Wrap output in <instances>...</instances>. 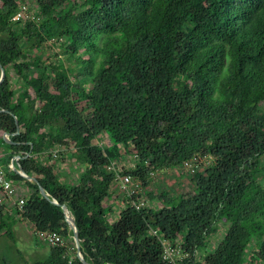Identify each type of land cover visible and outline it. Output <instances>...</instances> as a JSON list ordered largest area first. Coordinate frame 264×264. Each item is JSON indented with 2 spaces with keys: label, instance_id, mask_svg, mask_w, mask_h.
<instances>
[{
  "label": "trees",
  "instance_id": "16d2710c",
  "mask_svg": "<svg viewBox=\"0 0 264 264\" xmlns=\"http://www.w3.org/2000/svg\"><path fill=\"white\" fill-rule=\"evenodd\" d=\"M22 5L0 0V133L18 144L0 140L74 211L86 261L264 264V0H37L15 21ZM68 155L73 184L57 169ZM5 169L25 202L0 205V235L22 222L48 247L24 264H83L63 211ZM168 169L194 176L185 193L139 194Z\"/></svg>",
  "mask_w": 264,
  "mask_h": 264
},
{
  "label": "rangeland",
  "instance_id": "374dc122",
  "mask_svg": "<svg viewBox=\"0 0 264 264\" xmlns=\"http://www.w3.org/2000/svg\"><path fill=\"white\" fill-rule=\"evenodd\" d=\"M18 1L28 7V12L30 13V15H32L38 10L37 0ZM53 49H55L53 51L59 52V49ZM2 135L3 134L0 133V136ZM103 142L107 141L105 140ZM6 150L7 147L4 146V143L2 142V140H0V154H4ZM118 164L121 169H128V167L134 164V159H121ZM188 174V172L184 173V171H182L181 169H168L165 171L156 172L153 176H151L152 179L149 181V189L146 190L144 188H140L139 194H142V197H145L146 192L150 191H153L155 193H161L164 191L171 196H176L178 193H185L188 190L191 179L194 178V176ZM14 184L17 186L18 189H23L25 186V182H14ZM115 192L116 193L114 194V198L111 200L113 204H117L119 202V195L124 196V193L121 189H116ZM12 206H14V203ZM116 206H118V204ZM117 215L118 214L115 211L112 217L115 219ZM223 232L224 229L220 230V232L214 236V241H220L223 237ZM36 241L37 240L33 238V232L30 226H28L27 224H21L20 222L14 224L11 236L7 234L0 235V256L2 258L8 259L11 264H24L25 261L34 262L37 260H42L47 256V253L46 251L42 250L41 247L39 248L37 245H35Z\"/></svg>",
  "mask_w": 264,
  "mask_h": 264
},
{
  "label": "built area",
  "instance_id": "2783aa9c",
  "mask_svg": "<svg viewBox=\"0 0 264 264\" xmlns=\"http://www.w3.org/2000/svg\"><path fill=\"white\" fill-rule=\"evenodd\" d=\"M29 16L30 15L28 14V7L26 5H22L20 13L14 18V20H24L27 19ZM196 166L197 163L195 162V160L188 161L185 163V167L190 170ZM109 170L117 174V178L120 181V188L125 191L127 196H132L137 193V187L134 188V182L131 175H122L120 173V168L116 163L112 164L109 167ZM17 195V188L14 186L9 172L2 166L0 157V205H11L13 203L16 204L15 201L18 200L19 206L22 207L24 205L25 200L22 198L18 199ZM144 205V202L134 203V206L137 209H141L142 207H144ZM41 239H43L48 245H57L65 243L64 238L58 234H41ZM168 249H165V253L167 255V258H170L172 256V252H170Z\"/></svg>",
  "mask_w": 264,
  "mask_h": 264
},
{
  "label": "water",
  "instance_id": "95a60500",
  "mask_svg": "<svg viewBox=\"0 0 264 264\" xmlns=\"http://www.w3.org/2000/svg\"><path fill=\"white\" fill-rule=\"evenodd\" d=\"M0 71H1V76H0V87L2 86V84L4 83V80H5V71H4V67L2 66V64L0 63ZM6 113H8V111H4ZM16 124H17V128H18V131L16 134L19 133L20 131V125H19V122H18V119L16 118ZM14 136V134H10V133H5L4 134V140L11 144V145H16L18 143H15V142H12L11 141V138ZM17 160H20L21 157L20 156H17L16 157ZM13 169L11 170V172L13 174H16V175H19L21 176L22 178L24 179H27L33 183H37L38 186H39V189H40V192L54 205H56L57 207H59L61 209V211H63V213L65 214V217L67 219V213H71L72 214V220L69 221L67 219V222L69 224V226L71 227L72 231H73V237H74V241H75V248H77L78 250V259L83 263V264H89L86 259H85V256H84V251L83 249L81 248V240H80V237H79V229H78V224H77V218H76V214L74 213L73 210H70L68 209L65 205H61L57 200H55L42 186L41 184L38 183V180L36 178H33L29 175H27L24 170L20 167L19 169H15V164L13 165Z\"/></svg>",
  "mask_w": 264,
  "mask_h": 264
},
{
  "label": "crops",
  "instance_id": "0c3cea01",
  "mask_svg": "<svg viewBox=\"0 0 264 264\" xmlns=\"http://www.w3.org/2000/svg\"><path fill=\"white\" fill-rule=\"evenodd\" d=\"M1 138L4 139V134L2 136H0V139ZM17 156H19V155L13 154V151L6 150V152H4V154H0L2 166L9 169L10 172L13 169L14 164H15V169H19L20 165H19V160H17V158H16ZM70 158H71L70 155L65 156L64 161L63 160L60 161V163L57 166V169H58V172L61 173V178L65 183L73 184L76 181H78L79 173H80V170L83 168V166L76 164L75 161L73 159L70 160ZM24 187H26V186H24ZM120 202H121V199H120ZM20 223L24 224L22 222H20ZM33 238H34V235H33ZM35 245H37L39 248L41 247V249L46 251V253L48 252V247L45 246L43 242H42V244L36 242Z\"/></svg>",
  "mask_w": 264,
  "mask_h": 264
},
{
  "label": "bare ground",
  "instance_id": "6f19581e",
  "mask_svg": "<svg viewBox=\"0 0 264 264\" xmlns=\"http://www.w3.org/2000/svg\"><path fill=\"white\" fill-rule=\"evenodd\" d=\"M67 219L69 220V221H71L72 220V214L71 213H67Z\"/></svg>",
  "mask_w": 264,
  "mask_h": 264
}]
</instances>
